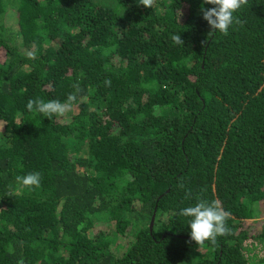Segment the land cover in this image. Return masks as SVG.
Segmentation results:
<instances>
[{
  "label": "trees",
  "instance_id": "trees-1",
  "mask_svg": "<svg viewBox=\"0 0 264 264\" xmlns=\"http://www.w3.org/2000/svg\"><path fill=\"white\" fill-rule=\"evenodd\" d=\"M202 7L0 0V264H264V222L249 220L264 209V0L227 36H208ZM74 83L70 120L26 109ZM31 172L40 187L18 191ZM196 197L231 212L214 245L179 214Z\"/></svg>",
  "mask_w": 264,
  "mask_h": 264
},
{
  "label": "clouds",
  "instance_id": "clouds-1",
  "mask_svg": "<svg viewBox=\"0 0 264 264\" xmlns=\"http://www.w3.org/2000/svg\"><path fill=\"white\" fill-rule=\"evenodd\" d=\"M204 4L212 5L210 8H201L202 18L209 25L210 31L208 36L211 37L217 32L223 36L229 34V28L235 25H241L242 21L235 14L243 7L248 5L249 0H203ZM157 4V0H139V5L145 8H153ZM174 44L183 46L184 41L178 33L171 36ZM28 59L35 60L36 53L29 51L26 53ZM110 81H105L108 86ZM73 92L69 93L66 100L61 102L56 99L45 101L44 99H29L26 103V109L32 113L42 114L50 120L53 117L70 120L68 116L78 105V97L82 89L79 83L72 85ZM41 174L39 172H31L23 176H16L15 180L18 185V191L25 189L32 191L40 187ZM184 188L183 183L179 185ZM192 192L190 189L185 191V199H191ZM194 206H188L180 210V215L191 218L188 226L190 227V240L196 245H204L208 242L212 245L217 243V237L224 236L229 233L226 221L231 217V212L226 211L220 201L213 200L211 202L196 197ZM153 221V220H152ZM150 222V221H149ZM150 224V223H149Z\"/></svg>",
  "mask_w": 264,
  "mask_h": 264
},
{
  "label": "rangeland",
  "instance_id": "rangeland-1",
  "mask_svg": "<svg viewBox=\"0 0 264 264\" xmlns=\"http://www.w3.org/2000/svg\"><path fill=\"white\" fill-rule=\"evenodd\" d=\"M14 17H15V14H14ZM6 20L9 22V25H10V29H9V32H12L15 28H14V20H12V18H7L6 17ZM13 43H18L19 42V39L18 37H14L13 38ZM156 110V109H155ZM77 111V107H75L74 111L72 113H75ZM70 115V113L68 114V116ZM55 119L59 122H63L65 121V119H62V118H58V117H55ZM259 210H262L260 211V213H258V216L255 218V219H249L251 220L253 223H255V221H262L264 222V209H263V206L259 203ZM131 221H133L131 219ZM248 221H244L242 222V228L247 232V234H250V233H257L259 231V227L256 226V224H251L253 228L249 227V224L247 223ZM109 225V224H108ZM111 229H113V227L111 225H109ZM95 227L98 229L99 231V223L97 222L95 224ZM252 229V230H251ZM128 236L126 235V233L124 234V236L120 235L116 238V241L118 244L122 245L121 247H115L113 249V253L115 255H119L121 254V252L123 251V247L126 246V241L125 239L127 238ZM256 255V254H254Z\"/></svg>",
  "mask_w": 264,
  "mask_h": 264
},
{
  "label": "water",
  "instance_id": "water-1",
  "mask_svg": "<svg viewBox=\"0 0 264 264\" xmlns=\"http://www.w3.org/2000/svg\"><path fill=\"white\" fill-rule=\"evenodd\" d=\"M153 215V214H152ZM152 215H151V217H150V225L152 224Z\"/></svg>",
  "mask_w": 264,
  "mask_h": 264
}]
</instances>
